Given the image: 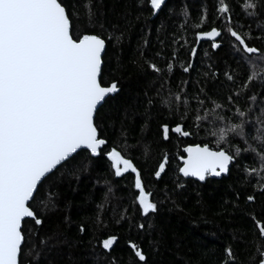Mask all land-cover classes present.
Here are the masks:
<instances>
[{
  "label": "snow or ice",
  "instance_id": "obj_1",
  "mask_svg": "<svg viewBox=\"0 0 264 264\" xmlns=\"http://www.w3.org/2000/svg\"><path fill=\"white\" fill-rule=\"evenodd\" d=\"M164 4L165 0H132V7L153 17ZM181 15V34L173 32L170 53L163 48L148 52L145 40L132 61L140 71L146 65L150 70L146 74H155L159 81L158 103L145 92L144 112L151 117L157 111L161 120H167L158 124L154 134L160 142L177 139L175 189H182L189 179L204 183L236 170L241 188L231 206L247 212L255 242L250 244L243 234L236 239L250 249L247 264H264V207L259 211L252 207L257 196L264 198V49L256 46L264 44V19H258L264 17V0H232L231 4L211 0L191 24L187 7ZM207 20L212 26L202 30ZM251 21L256 22L255 35ZM110 27L111 31L105 29L99 19L96 0H0V264H39L48 241L43 237L37 241L38 233L45 213L58 207L53 187L66 173L76 175L94 160L107 163V188L93 215L77 228L81 236L91 235L108 264H116L110 253L120 239L104 231L113 178H118L117 183L129 181L132 211L125 209L114 223L127 226L130 236L134 231L142 238L146 224L151 229L149 218L160 210L163 201L146 190L128 131L121 126L117 136L105 123V105L121 90L114 76L105 79L113 72L105 56L108 44L119 47L126 31ZM189 29H196L191 41ZM202 42L213 53L227 42L235 67H216L209 61L193 81ZM159 43L166 46L163 40ZM179 48L187 52L180 67L188 79H181L173 89L171 76L179 62ZM162 58L163 68L157 62ZM257 83L259 92L254 90ZM201 136L200 142H189ZM144 152L148 153L147 146ZM79 157L83 161L76 164ZM169 161L164 152L151 171L155 180L167 174ZM249 187L252 192L243 195L249 207L240 209L242 192ZM127 246L131 264H149L139 243L129 238ZM217 264L241 262L228 245Z\"/></svg>",
  "mask_w": 264,
  "mask_h": 264
},
{
  "label": "trees",
  "instance_id": "obj_2",
  "mask_svg": "<svg viewBox=\"0 0 264 264\" xmlns=\"http://www.w3.org/2000/svg\"><path fill=\"white\" fill-rule=\"evenodd\" d=\"M202 5L210 7L211 0H165L162 10L153 17L147 11L140 12L132 7V0H96L99 19L105 29L111 31V25L126 29L122 44L113 47L109 43L108 54L105 56L106 63H110L113 69L112 75L105 79L110 81L114 76L121 89L105 105V123L109 125V132H115L117 136L120 135L121 126L128 131V142L133 148V158L141 168L146 190L158 202L163 201L159 212L149 218L151 229L146 224L142 238L134 231L130 236L127 226L121 228L114 223V219L125 209L129 213L132 211L129 181L120 179L117 183L115 180L118 178H113L112 193L105 213L108 227L104 231L120 238L110 253L116 264H131L130 249L127 246L129 238L142 246L149 264H217L228 245L233 247L238 261L247 264L250 249L244 247L243 242L238 243L236 237L243 234L247 242H255V232L247 219V212L231 206L236 202V191L241 188L235 169L227 177L208 179L203 184L189 180L182 189H175L178 161L173 158V153L177 151V139L173 137L171 142H160L154 134L158 124L167 120H161L157 111H153L151 117H147L144 112L145 92L158 103L155 92L159 81L155 74H146L150 72L146 65L140 71L132 63L137 59L138 48L145 40L148 41V52L163 48L166 54L170 53L173 50L170 43L173 32L181 34L182 10L187 7L190 13L188 23L191 24L203 12ZM250 23L255 35L256 22ZM211 26V21L207 20L202 30ZM195 30H188L189 41L193 39L192 32ZM96 31L100 32L101 29L97 28ZM161 40L165 41L166 46L159 43ZM256 46L264 49L262 43L258 42ZM178 51L179 62L174 64V74L171 76L173 89L178 87L181 79H188L180 67V63L188 58L186 49L179 48ZM167 58L171 59L170 56ZM209 61L216 67H223L224 64L235 67L232 49L227 42L215 53L206 42H202L195 60L196 71L191 73L193 81L197 78L196 72L203 71ZM139 62L143 64V60ZM157 62L163 68L164 59ZM188 87L191 92L192 85L189 84ZM254 90L260 91L259 83ZM149 120L150 123L146 126L145 122ZM201 139L203 136L191 138L189 142H200ZM145 146L148 147L147 154L144 152ZM164 152L170 157L167 174L162 175L160 180H155L151 171ZM81 161L83 157L77 158L75 163L80 164ZM106 179H109L107 163L103 159H97L84 165L76 175L69 172L57 181L53 191L57 193L58 207L45 213V222L37 237V241L40 237L48 241L47 247L41 249L39 264H108L102 250L94 247L95 240L91 235L86 233L81 236L77 228L80 222L93 215L95 205L103 200L107 188L104 183ZM251 192L250 187L242 192L240 209L249 207L243 195ZM166 193L170 198L166 197ZM252 207L259 211L264 207V198L257 196Z\"/></svg>",
  "mask_w": 264,
  "mask_h": 264
},
{
  "label": "water",
  "instance_id": "obj_3",
  "mask_svg": "<svg viewBox=\"0 0 264 264\" xmlns=\"http://www.w3.org/2000/svg\"><path fill=\"white\" fill-rule=\"evenodd\" d=\"M222 177H227V175H224V176H221V177H210V178H208V179H216V180H218V179H221ZM189 180H191V179H189ZM195 182H197V183H199V184H203V183H201V182H199V181H195ZM205 183V182H204Z\"/></svg>",
  "mask_w": 264,
  "mask_h": 264
}]
</instances>
